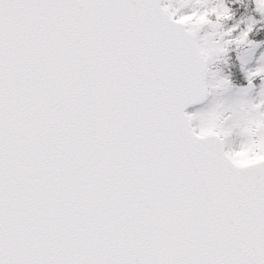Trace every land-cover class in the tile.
Masks as SVG:
<instances>
[{"label":"snow or ice","instance_id":"6c2138e0","mask_svg":"<svg viewBox=\"0 0 264 264\" xmlns=\"http://www.w3.org/2000/svg\"><path fill=\"white\" fill-rule=\"evenodd\" d=\"M257 136L264 0H0V264H264Z\"/></svg>","mask_w":264,"mask_h":264},{"label":"rangeland","instance_id":"374dc122","mask_svg":"<svg viewBox=\"0 0 264 264\" xmlns=\"http://www.w3.org/2000/svg\"><path fill=\"white\" fill-rule=\"evenodd\" d=\"M218 66V62H217ZM224 67L222 65L217 67L218 69ZM258 83V81H257ZM236 144L238 147V151H236L234 155V160L238 164H246L256 161L257 159L264 158V138L255 137V139L248 141L246 143H241L239 137L236 138Z\"/></svg>","mask_w":264,"mask_h":264},{"label":"water","instance_id":"95a60500","mask_svg":"<svg viewBox=\"0 0 264 264\" xmlns=\"http://www.w3.org/2000/svg\"><path fill=\"white\" fill-rule=\"evenodd\" d=\"M248 165V164H247ZM239 166H246V165H239Z\"/></svg>","mask_w":264,"mask_h":264}]
</instances>
